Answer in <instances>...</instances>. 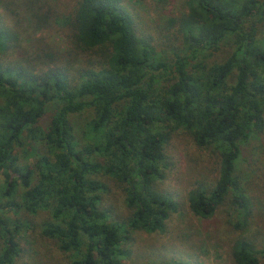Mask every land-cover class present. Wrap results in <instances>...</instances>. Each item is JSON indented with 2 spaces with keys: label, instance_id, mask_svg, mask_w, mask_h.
Listing matches in <instances>:
<instances>
[{
  "label": "trees",
  "instance_id": "16d2710c",
  "mask_svg": "<svg viewBox=\"0 0 264 264\" xmlns=\"http://www.w3.org/2000/svg\"><path fill=\"white\" fill-rule=\"evenodd\" d=\"M186 4L187 12L170 21L184 47L174 51L167 44L169 59L166 50L137 34L121 0H79L69 20L71 43L100 60L69 70L47 52L14 62L5 58L17 45L19 20H10L21 15L40 30L47 4L0 0V264H16L17 231L28 224L6 218L8 211L48 212L41 234L71 253L70 264H125L130 233L162 232L177 211L156 185L167 169L165 147L178 129L219 155L214 184L190 190V212L210 218L229 195L246 211L236 172L241 146L264 129V46L256 29L264 0ZM231 38L228 56L209 64ZM48 107L53 111L43 128ZM83 111L90 114L85 134L91 142L77 149L70 115ZM29 153L31 166L20 162ZM100 176L125 185L131 211L125 222L111 221L102 209L107 188ZM230 256L232 264H259L264 247L258 251L249 241H237Z\"/></svg>",
  "mask_w": 264,
  "mask_h": 264
},
{
  "label": "rangeland",
  "instance_id": "374dc122",
  "mask_svg": "<svg viewBox=\"0 0 264 264\" xmlns=\"http://www.w3.org/2000/svg\"><path fill=\"white\" fill-rule=\"evenodd\" d=\"M42 1L47 4L44 6L47 14L40 30L29 27V21L21 18V15L10 20V23L15 24L19 20L14 28L16 39L13 42L17 45L8 50L5 58L9 57L14 62L19 59L18 56H23V60L47 52L55 59L54 64L69 70L82 65H95L100 60L99 55L80 52L71 43L69 20L79 0ZM186 1L121 0V4L129 12L137 34L149 38L159 51L166 50V56L172 59L171 52L166 49L170 47L167 44L174 46V51H177L180 47L183 49L184 42L177 33V24L170 21L187 12ZM256 29L257 38L264 46V18L256 23ZM230 44H233V38L229 43L223 42L220 50L208 59V63L223 61L231 51ZM52 107H48L47 114L41 120L43 128L48 125ZM89 119L87 111L70 115L77 149L91 142L85 134ZM34 146L39 153H46L42 146L35 143ZM164 154L167 169L164 179L157 183L156 188L173 200L177 211L167 219L162 232L130 233V243L124 247L129 250V255L124 257L125 264H232L231 246L237 241H249L258 251L263 249L264 129L241 146L237 163L236 174L247 200L245 212L232 202L231 195L210 218L202 219L190 212V190L198 183L206 186L214 184L218 177L219 155L212 147H198L188 132L178 129L170 135ZM20 162L31 166L34 162L32 153L20 157ZM99 180L107 188L102 209L108 210L111 221L125 222L131 214L126 206L125 185L107 176H100ZM3 183L4 178L0 175V188ZM3 200L0 196V202ZM5 217L28 223L17 231L21 253L16 264H70L71 253L60 251L56 241L41 234V225L50 220L48 212L38 211L36 215L21 212L16 215L8 211ZM259 264H264L263 256Z\"/></svg>",
  "mask_w": 264,
  "mask_h": 264
}]
</instances>
